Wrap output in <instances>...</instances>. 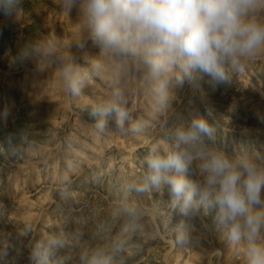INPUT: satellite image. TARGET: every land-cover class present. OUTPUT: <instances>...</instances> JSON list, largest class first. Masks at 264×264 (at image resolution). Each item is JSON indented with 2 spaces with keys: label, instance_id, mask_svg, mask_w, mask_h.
Instances as JSON below:
<instances>
[{
  "label": "rangeland",
  "instance_id": "rangeland-1",
  "mask_svg": "<svg viewBox=\"0 0 264 264\" xmlns=\"http://www.w3.org/2000/svg\"><path fill=\"white\" fill-rule=\"evenodd\" d=\"M52 40L87 68L99 48L89 41L76 13H63L59 0H23V8L0 16V264H31L37 242L45 245L48 264H84L95 250L115 253L114 264H243V248L230 246L223 229L202 209L190 246L176 243L181 217L169 207L165 191L129 193L146 170L150 145L163 143L162 123H176L205 108L216 140L229 153L254 151L264 143V51L233 73L231 84L216 91L174 87L168 108L157 110L144 73L106 61L102 74L89 75L81 96L64 91L56 66L34 45ZM122 91L138 133L95 126L91 109ZM264 151V149H261ZM133 201L141 219L123 214ZM59 241L60 244H54Z\"/></svg>",
  "mask_w": 264,
  "mask_h": 264
},
{
  "label": "clouds",
  "instance_id": "clouds-1",
  "mask_svg": "<svg viewBox=\"0 0 264 264\" xmlns=\"http://www.w3.org/2000/svg\"><path fill=\"white\" fill-rule=\"evenodd\" d=\"M63 13L79 18L86 33L76 48L89 41L99 54L87 68L70 51L59 52L52 40L34 45L38 55L56 66L64 91L81 96L89 75L102 74L106 61L122 68L131 65L144 73L157 110L168 108L171 90L187 88L216 91L231 84L233 73L264 51V0H59ZM23 8V0H0L5 20ZM115 114V130L138 133L122 91L113 90L105 104L92 107L100 131ZM213 109L205 108L176 123H162L163 143L154 142L145 157L146 170L127 191L142 195L165 191L169 207L181 217L176 243L190 246L202 209L223 229L230 246L243 248V264H264V143L254 151L229 153L216 140L210 123ZM264 123V114L259 115ZM129 218L141 219L133 201L122 205ZM60 244L59 241H53ZM95 250L82 257L84 264H114L115 253ZM31 264H48L45 245L37 242L29 253Z\"/></svg>",
  "mask_w": 264,
  "mask_h": 264
}]
</instances>
